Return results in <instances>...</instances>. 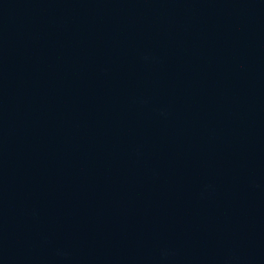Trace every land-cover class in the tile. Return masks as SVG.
Masks as SVG:
<instances>
[{
  "label": "water",
  "instance_id": "obj_1",
  "mask_svg": "<svg viewBox=\"0 0 264 264\" xmlns=\"http://www.w3.org/2000/svg\"><path fill=\"white\" fill-rule=\"evenodd\" d=\"M0 264H264V0H0Z\"/></svg>",
  "mask_w": 264,
  "mask_h": 264
}]
</instances>
